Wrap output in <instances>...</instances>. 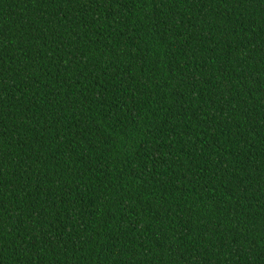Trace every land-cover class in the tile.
Wrapping results in <instances>:
<instances>
[{
	"label": "trees",
	"instance_id": "obj_1",
	"mask_svg": "<svg viewBox=\"0 0 264 264\" xmlns=\"http://www.w3.org/2000/svg\"><path fill=\"white\" fill-rule=\"evenodd\" d=\"M0 264H264V0H0Z\"/></svg>",
	"mask_w": 264,
	"mask_h": 264
}]
</instances>
